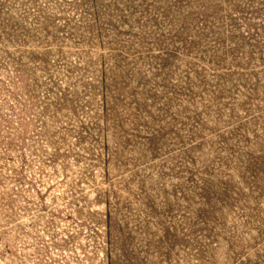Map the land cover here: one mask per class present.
I'll return each instance as SVG.
<instances>
[{
  "label": "rangeland",
  "instance_id": "obj_1",
  "mask_svg": "<svg viewBox=\"0 0 264 264\" xmlns=\"http://www.w3.org/2000/svg\"><path fill=\"white\" fill-rule=\"evenodd\" d=\"M0 264H264V0H0Z\"/></svg>",
  "mask_w": 264,
  "mask_h": 264
}]
</instances>
